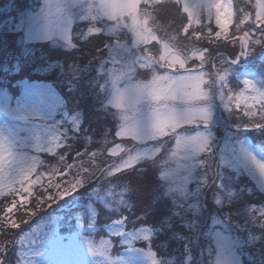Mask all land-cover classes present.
Instances as JSON below:
<instances>
[{
  "label": "rangeland",
  "instance_id": "374dc122",
  "mask_svg": "<svg viewBox=\"0 0 264 264\" xmlns=\"http://www.w3.org/2000/svg\"><path fill=\"white\" fill-rule=\"evenodd\" d=\"M168 1L175 2V0H158L157 3H154L153 0H147V3H145V0H140V19H144L143 12L147 9L151 13L149 26L155 29V34L158 37L170 38L175 36L176 40L173 43H177L185 49H199L203 51L205 53L203 70L206 73L214 75L222 69L221 74L225 75V80L223 81V85L226 86L225 89H223L221 82L215 79L208 85L212 95L213 112V123L209 130L212 137L209 145L210 151L186 158V152L182 148H177L175 133L159 137L156 141H145L143 143L132 141L130 137H117L113 134L104 140L102 151L107 158H113V163H119L122 156V159L127 158V154L119 153L117 156H112L111 151L116 149L118 145L122 148L130 149L129 154L132 155L149 148L154 152L156 149H159L151 158L143 159L132 167L122 169L121 172L134 168H153L155 171L157 170L159 178L160 173L163 171L174 172L176 174L174 177L167 180L160 179V185L163 189L162 194L164 197L172 200L175 213L178 215L181 223L187 229L193 231V244L198 245L200 240H202L199 249L201 263L215 264V232L220 231L226 236H231L233 240L239 239L238 236L240 234L235 229H232L231 225L218 223V221L223 219V215L228 213L223 210L224 205L232 199L241 197L244 185L247 187V191L251 190V187L246 184L237 188V181L241 180L242 177H246L255 183L257 188L264 191V180L245 167V161L249 156H255L257 159L264 161V143L253 145L251 139L244 134L245 128H240L239 122L235 124L232 122L234 117H237V119L260 117L261 114L258 111L260 105L259 103H255L253 108V111L256 113L255 116H246L245 103L249 105L253 104L254 101L252 99L240 101L239 107L236 106L238 101L233 99L228 102V110L225 109V106L219 99V94L223 90L225 93L233 96L246 91V82H250L258 90L264 91V69L254 70L256 68L252 67L250 59L255 56L264 64V43L257 42L253 44L254 39L264 40V33L258 30L264 28V23L256 20V0H220L222 4H231V17L228 20L227 31L222 32L219 38H226L233 32H236L237 37L234 39V42L240 45V37L244 36L245 31L249 32V35L245 37L249 40V47L243 65L240 66L239 61L236 63L231 62V64L230 62L222 63L219 58L215 60V57H218L220 53L213 58V53L208 45L197 41L200 37L208 38L209 27L211 28V37L219 39L215 36V32L220 31V28L215 23V10H213L211 19H209L206 9L196 10V16L200 22L196 23L195 20L190 22L188 17V22L185 25L188 28V32H184L185 27L183 26L180 35L175 29H172L167 24H163L159 20L160 18L156 10L160 3ZM47 2L52 6L45 8V0H35L17 18H11L7 21L9 29L19 32L23 40L28 43L48 42L53 47L65 49H73L78 44V40L87 39L90 35H97L89 32V28L93 30L99 28L98 34L110 37L106 49L107 52L98 67L95 70L89 68L87 70H91L94 73L91 79L100 98V107L111 115L112 120L116 121L117 131L120 125V110L112 108L110 105L106 107L107 101L111 99L112 94V69L115 68L117 72L126 70L129 64L140 59L141 55H144V53L140 52L141 48L147 47L158 56L160 45L153 41L147 46L140 45L136 47L133 43L134 37L130 31L123 28H114L112 22L99 14L100 0H47ZM185 2L195 5L200 2L206 3L208 0H181L179 5H181L182 11L183 3ZM57 3L61 11L56 9L55 5ZM237 3H240L238 10L236 7ZM42 9H44L43 13ZM237 12H239L238 18L236 16ZM245 17L247 18L245 19ZM37 20H39V24L36 23ZM58 20H60L59 26H57ZM123 20L125 23L131 24L130 17H124ZM240 21H243V23H240ZM237 25H239L240 30H237ZM45 31L51 32L50 38L45 39L43 37L42 33ZM193 31L198 32V36H192ZM65 35L70 37L71 44L65 42ZM153 44H156L155 48L152 47ZM188 54L190 55L191 52L189 51ZM240 58H243V55ZM224 59L231 61L226 57ZM200 65L201 62L199 60H189L187 67L195 71ZM211 65H213V70L211 69ZM55 67L63 69L62 64L56 62L49 65L47 70H52ZM136 69L131 73L132 82L151 79L150 71L140 68L139 64L136 65ZM172 72L173 70H169V74H172ZM161 74H163V70H161ZM127 75L126 72L125 80L121 81V87L124 86L123 83L126 82ZM231 76H235L238 82H240L241 87L238 90L230 87ZM208 78L206 75L205 79L207 80ZM39 83L25 84L20 97L16 100L12 99L6 92H0V134H3L15 143L18 154L26 155L29 164L32 157H36L40 161L41 183L51 176L49 173L52 169H57V165H53L51 168H41L43 162L41 154L49 153L43 150L54 148V153L59 149L55 148L57 143L65 145L67 143L65 134L68 131V125L77 129L80 125L79 123L77 126V121L81 122V119L77 114L69 115L62 107L63 98L60 93L51 84L43 82L51 87L50 89H43V91L48 94L54 93L59 97V101L56 102V105L52 109H45L36 95L39 91ZM245 95L251 97L252 93L249 91ZM127 115L130 117V122L141 120L142 126H146L148 107L142 103L136 109H129ZM198 130L203 131L202 124L199 126L196 124L184 125L177 132L183 135H193ZM10 160L11 158H8L5 162L6 167L11 171L13 177L18 178L19 174L16 171V166L10 164ZM108 174L113 175L112 173ZM31 178L35 179L34 173ZM179 178V182L182 184L185 183V178H187L186 183L189 191L183 196L180 195L179 191H167L169 188L177 186L173 181ZM213 179L215 189L211 194V200L213 201L214 209L208 212L207 208L205 209V205L208 198L207 194L210 193L208 190L213 185ZM221 180L223 181L222 183ZM16 187H21L18 180L14 184V188ZM24 187H29V185L26 183ZM110 190L115 192L118 197L122 196V201L124 200V191L113 188ZM5 193H8L7 188H5ZM217 198L221 200V206H217L214 203V200ZM189 204L193 205L191 209L188 208ZM254 206L248 205L245 208V219L248 218L252 221L260 216L261 212H264V205ZM193 219H198L197 225L190 223ZM231 220H233L232 216ZM53 222L57 226L56 220ZM245 223L246 221L238 223L236 227H244ZM48 226H52V220L48 221L46 226L41 225L37 229L44 232L49 229L46 228ZM57 230L56 228L52 230L51 227L49 231L56 232ZM95 232L96 228L91 224V228H89V225L81 227L80 231H74L71 235L66 236V238L61 233L56 234L52 238L51 234L45 241L38 240L40 233L38 230L29 232L20 242L18 264H176L177 262L179 264H194L196 254L192 253L190 249H188L189 252L182 261H177L175 257H167L165 260L159 259L149 243L153 231L147 226L134 231H126L124 221L119 220L107 227L108 236L83 235V233L94 234ZM119 232H124V234L119 235ZM44 234L46 236L47 233L44 232ZM144 235H147L149 239L144 240ZM249 235L252 237L257 236L252 234L251 231H249ZM199 236L201 237L200 240H198ZM115 239H118L119 243H116ZM89 241L92 242V245L97 250L95 254L88 250ZM249 243L252 245L257 242L253 238ZM119 246L122 247L120 253L116 251V247ZM242 252L250 260H254V255L245 253L244 248ZM237 254L239 255V253Z\"/></svg>",
  "mask_w": 264,
  "mask_h": 264
},
{
  "label": "trees",
  "instance_id": "16d2710c",
  "mask_svg": "<svg viewBox=\"0 0 264 264\" xmlns=\"http://www.w3.org/2000/svg\"><path fill=\"white\" fill-rule=\"evenodd\" d=\"M34 1L0 0V92H6L16 100L20 97L25 84L49 83L62 96L63 109L69 115H79L81 122L77 129L68 125L65 147H60L54 154H41L43 159L41 168L57 165V169L62 170L34 185L29 192L16 187L14 193L8 192L0 196V248L5 249L0 253V261H4V264H18L20 242L26 234L34 230L40 232L38 240L45 241L51 234L52 238L58 233L65 235L66 238L91 223L95 226L96 232L83 235L105 237L108 236L107 227L122 220L126 231H134L144 226L152 229L153 235L149 243L159 259L175 257L177 261H182L190 249L196 254L194 264H202L199 258L201 237H198L199 244L194 245L193 231L181 223L172 200L163 196L158 172L153 168H134L115 175L106 173L102 180L87 181L78 192L63 199L49 200V195L56 194L55 190L49 187V183L63 184L64 178H71L69 170L61 164L62 160L74 165L73 172L77 171L82 162L84 167L90 166L88 162L91 156L96 158L95 163L102 168L114 162L112 157H106L102 149L104 140L115 134L116 121L101 109L100 98L91 79L94 74L91 70H95L104 58L110 37L102 34L90 35L87 39L78 40L73 49L53 47L48 42L28 43L19 32L9 29L7 21L17 18ZM239 4H236L237 10ZM156 11L163 24L169 25L181 35L183 26L185 27L188 22V15L182 11L181 5L171 1L163 2ZM236 16L239 17V12ZM236 37L237 33L233 32L226 38L200 37L197 41L208 45L213 58L220 53L219 55L229 60L233 58L235 60L240 51V45L234 42ZM219 55L215 60H218ZM250 59L252 67L256 68L254 70L264 69V64L257 57ZM56 62L61 63L63 69L55 67L47 70L49 65ZM244 62L245 59L241 58L240 66ZM88 68L91 70H87ZM211 69L213 70V65ZM230 87L234 90L241 87L235 76L230 78ZM260 119L261 116L246 119L234 117L232 122L233 124L239 122L240 128H245V136L251 139L253 145H259L264 143V126H255ZM212 182L205 205L208 212L214 209L211 200V194L215 189L214 179ZM244 184L251 187V190L247 191ZM241 185H244L242 196L226 203L223 210L230 213L235 221L240 223L246 221L252 234L264 236L259 225L251 226V221L244 217L248 205H264V191L246 177L237 181L236 187L240 188ZM111 188L124 191V200L106 199V193ZM97 190L99 196L96 195ZM12 201H15V206ZM8 207L13 208L11 213H8ZM51 220L52 226L46 227L49 229L44 231L47 233L45 236L44 232L37 228L41 225L46 226ZM54 220L57 226L53 224ZM13 223L17 227L13 228ZM51 227L52 230L55 228L58 230L49 231ZM115 242L119 243V240L115 239ZM121 250V246L116 247L118 253ZM244 251L254 255V260L246 256L244 264H264V240L252 244L250 248H244Z\"/></svg>",
  "mask_w": 264,
  "mask_h": 264
},
{
  "label": "snow or ice",
  "instance_id": "6c2138e0",
  "mask_svg": "<svg viewBox=\"0 0 264 264\" xmlns=\"http://www.w3.org/2000/svg\"><path fill=\"white\" fill-rule=\"evenodd\" d=\"M157 3L158 0H153ZM147 3V0H145ZM176 4H180L181 0H175ZM47 0H45V8H49ZM58 11H61L59 4L55 5ZM162 7V5H161ZM257 8L256 20L264 23V0H256ZM206 9L209 19L212 17L213 10H215V23L220 28V31L215 32V36L219 38L222 32H226L228 28V20L231 17V4H222L220 0H208V2H200L195 5L189 3H183V11L188 14L189 21L195 20L199 23V19L196 16V10ZM44 9H42V13ZM98 12L101 16L107 18L108 21L112 22L114 28L127 29L132 33L134 37L133 43L136 47L140 45H149L153 41L160 45L158 56L151 51V49L145 47L141 48L140 52L144 55L140 56V59L135 60L129 64L126 70L117 72L116 69H112L113 75L111 77V88L112 94L111 99L107 101L106 107L110 105L112 108L120 110L119 121L120 125L118 130L115 132L117 137H130L132 141L143 143L145 141H156L159 137L167 136L169 133L176 134L177 148H182L186 152V158L189 156H198L201 153H207L210 151L209 145L211 142L210 128L213 123V112H212V95L208 85L215 79L221 82L223 89L226 86L223 85L225 75L221 74V71H217L214 75L212 73H206L203 70V64L205 60V53L199 49H185L179 46L177 43H173L176 40L175 36L170 38L158 37L155 34V29L149 26V19L151 13L144 10V19H140V0H100ZM130 17L131 24L125 23L123 18ZM247 17H245L246 19ZM39 24V20L36 21ZM243 23V21H240ZM60 20L57 21L59 26ZM237 30L239 25H237ZM261 33H264V28L258 29ZM93 34H98L99 28L93 30L88 29ZM184 32H188V28H184ZM45 39L51 37V32L45 31L42 33ZM192 36H198V32L193 31ZM249 35L248 31L244 32V36L240 37V55H244L249 47L245 37ZM211 37V28L209 27V37ZM65 42L71 44V39L68 35L64 36ZM257 42L264 43L262 39H254L253 44ZM156 44L152 47L155 48ZM191 52L189 55L188 52ZM199 60L201 65L195 71L187 67L188 61ZM222 63L235 62L234 58L231 61H226L223 56L219 57ZM139 64L140 68L147 69L151 72V79L147 81L137 80L132 82L131 73L136 69V65ZM163 70V74H161ZM169 70H173L172 74H169ZM42 71V70H39ZM127 72V80L123 87H121V81L125 80ZM209 78L206 80L205 76ZM247 83V90L240 92L238 95H231L221 91L219 99L221 103L228 110V102L235 99L238 101L237 107L240 106V101H247L249 98L254 101L253 104L249 105L245 103L246 116H255L256 113L253 111L255 103H259V112L261 114L260 121L255 123V126H264V91H260L255 88L250 82ZM207 85V87H205ZM39 91L36 93L40 103L45 109H52L56 102L59 101L54 93L48 94L43 89H50L49 85L42 82L38 85ZM251 92V97L245 95L246 92ZM146 104L148 107L147 124L142 126L141 120L131 121L127 115L129 109H136L138 105ZM77 121V126L79 125ZM196 124L199 126L203 125V131H196L193 135H183L178 133L177 130L182 128L184 125ZM65 147L61 143H57L55 148ZM54 148H49L43 151L53 153ZM130 149H125L117 146L116 149L111 151L112 156H117L119 153L127 154L126 159H122L119 163H112L107 167H101L95 163L96 158L91 156L88 164L90 166L84 167L83 162L77 167V171L73 172V164L65 163V160L61 161L63 167L69 170L71 178H64L63 184L57 182L55 184L49 183V187L55 190V195H49L50 201L57 199H63L64 197L78 192L82 187L85 186L87 181H98L102 180L106 173H112L113 175L120 173L122 169L132 167L139 161L151 158L155 152L152 149H145L143 151L136 152L134 155L129 154ZM54 154V153H53ZM78 158L80 154L77 153ZM16 166V171L19 174L18 178L13 177L11 171L6 167V161ZM81 159V158H80ZM40 161L36 157L31 158V163H28V157L26 155H20L17 152L15 143L0 134V196L5 195V188L8 192L14 193V184L17 180L24 192H29L31 186L40 183L42 179L41 172L39 171ZM245 167L249 168L255 174L264 180V161L257 159L255 156H249L245 161ZM62 169H52L50 171L51 176H55L58 171ZM35 174V179H32V174ZM99 173V175H97ZM176 174L172 171H163L160 173L161 180H167L174 177ZM180 178L173 182L177 185L175 188H169L167 191H179L180 195L183 196L189 191L187 187V178L185 183H180ZM223 181L221 180V183ZM29 187H24L25 184ZM42 185V184H41ZM97 190L96 195L99 196ZM122 196L117 199V194L113 191L106 193V199H114L116 201H122ZM217 206H221V200L219 198L214 200ZM15 206V201H12ZM192 204L188 205L191 209ZM253 207H255L253 205ZM8 213L13 211L12 207L7 208ZM264 212L260 213L258 218H255L250 222L251 226L259 225L261 232H264ZM193 225L198 224V219H193L191 222ZM220 224L231 225L232 229H235L239 239L233 240L231 236H226L220 231L215 232L216 241V261L215 264H243L246 254L242 252L243 248L252 246L249 242L254 238L257 243L264 240V236L257 235L252 237L249 235V224L246 223L244 227L237 228L236 225L239 221L231 220V214L227 213L223 215V219L218 221ZM119 226V225H117ZM15 228L17 225L12 224ZM91 228V223L89 224ZM119 235H123L124 232H119ZM144 240H148L147 235L143 236ZM15 247V245H13ZM89 252L95 254L96 248L92 245V242H88ZM5 249L0 248V253H3ZM106 251V249H105ZM239 253V255L237 254ZM0 264H4V261H0Z\"/></svg>",
  "mask_w": 264,
  "mask_h": 264
},
{
  "label": "water",
  "instance_id": "95a60500",
  "mask_svg": "<svg viewBox=\"0 0 264 264\" xmlns=\"http://www.w3.org/2000/svg\"><path fill=\"white\" fill-rule=\"evenodd\" d=\"M245 40L247 41L248 45H249V40L247 38H245ZM247 51H248V48H247ZM245 58L247 57V52L243 55ZM241 55L239 53L238 55V59L235 61V63L240 59Z\"/></svg>",
  "mask_w": 264,
  "mask_h": 264
}]
</instances>
